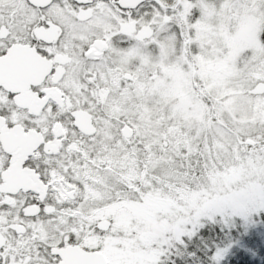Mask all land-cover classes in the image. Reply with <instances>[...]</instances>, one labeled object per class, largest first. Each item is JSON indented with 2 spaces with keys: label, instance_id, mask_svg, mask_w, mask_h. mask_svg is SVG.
<instances>
[{
  "label": "snow or ice",
  "instance_id": "snow-or-ice-1",
  "mask_svg": "<svg viewBox=\"0 0 264 264\" xmlns=\"http://www.w3.org/2000/svg\"><path fill=\"white\" fill-rule=\"evenodd\" d=\"M262 213L264 0H0V264H160Z\"/></svg>",
  "mask_w": 264,
  "mask_h": 264
},
{
  "label": "trees",
  "instance_id": "trees-1",
  "mask_svg": "<svg viewBox=\"0 0 264 264\" xmlns=\"http://www.w3.org/2000/svg\"><path fill=\"white\" fill-rule=\"evenodd\" d=\"M235 241L221 264H264V214L253 216L250 224L234 220V227L225 228L217 222H205L196 234L174 247L165 264H211L212 251Z\"/></svg>",
  "mask_w": 264,
  "mask_h": 264
},
{
  "label": "rangeland",
  "instance_id": "rangeland-1",
  "mask_svg": "<svg viewBox=\"0 0 264 264\" xmlns=\"http://www.w3.org/2000/svg\"><path fill=\"white\" fill-rule=\"evenodd\" d=\"M194 15H195V13H194ZM207 67L209 68V69H211L212 67H213V65H212V63L211 62H208L207 63ZM161 71L164 73V75L166 76V77H168V80H167V82H165V80H163V79H161L160 81H159V83H160V85L162 86V87H165V88H167V89H175L176 87H178L179 86V82H178V79H177V76H176V74L172 71V70H170V69H168V68H164V67H162L161 68ZM262 214H264V213H262ZM138 222H140V223H143V220L141 219V220H138ZM205 222H208L207 220H203L202 221V223L204 224ZM145 227H147V225H145ZM189 238L188 237H184L183 238V244H184V240H188ZM183 244H177L176 242H173V244H172V246L171 247H169V248H167L166 250H165V254L160 258V264H165L166 262H167V259L170 257V255H171V252H173L172 250L174 249V247H181Z\"/></svg>",
  "mask_w": 264,
  "mask_h": 264
},
{
  "label": "flooded vegetation",
  "instance_id": "flooded-vegetation-1",
  "mask_svg": "<svg viewBox=\"0 0 264 264\" xmlns=\"http://www.w3.org/2000/svg\"><path fill=\"white\" fill-rule=\"evenodd\" d=\"M169 2H171V0H169ZM145 8H147V5H145ZM142 11H143V9H142Z\"/></svg>",
  "mask_w": 264,
  "mask_h": 264
}]
</instances>
